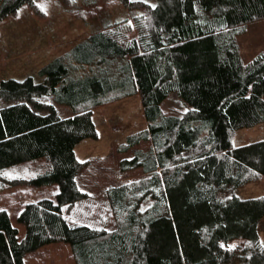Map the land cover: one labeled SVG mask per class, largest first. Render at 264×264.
<instances>
[{
  "label": "trees",
  "instance_id": "16d2710c",
  "mask_svg": "<svg viewBox=\"0 0 264 264\" xmlns=\"http://www.w3.org/2000/svg\"><path fill=\"white\" fill-rule=\"evenodd\" d=\"M112 3L134 14L35 76L0 80V191L57 187L53 199L22 204L21 237L0 209V264H25L55 243L68 245L74 264H226L236 251L241 264H264V196L234 195L264 178V140L232 144L237 131L264 123V52L244 64L237 45L245 26L264 20V0ZM23 6L44 13L41 0H0V22ZM172 95L182 113L162 109ZM46 96L72 116L58 117ZM133 96L146 128L116 145L132 151L117 171L144 177L89 196L75 182L85 165L75 146L97 139L94 109ZM141 142L149 147L135 149Z\"/></svg>",
  "mask_w": 264,
  "mask_h": 264
},
{
  "label": "rangeland",
  "instance_id": "374dc122",
  "mask_svg": "<svg viewBox=\"0 0 264 264\" xmlns=\"http://www.w3.org/2000/svg\"><path fill=\"white\" fill-rule=\"evenodd\" d=\"M41 1L44 4L43 15L23 6L16 14L0 22V80H21L34 76L36 68L54 56V48L58 49L62 41L71 45V42L82 39L97 26L115 23L134 14V10L112 3L116 0H69V3L62 0ZM140 1L154 5V0ZM69 9L77 10L79 14L76 15ZM237 45L245 62L254 54L264 52V20L245 26L244 33L237 38ZM170 99L162 105V109L175 114L182 112L183 107L179 101L174 97ZM42 101L49 105L47 98H42ZM92 115L99 138L97 136L98 140L95 141L84 140L78 146L77 159L85 162V165L76 175L79 183L80 179L81 183H87L86 191L92 193L89 196L98 195L108 187H116L144 177L137 170L124 173L118 172L116 167L117 160L122 157L117 155L116 145L127 135L144 127L139 98L133 96L101 106ZM261 140H264V123L237 131L232 144L234 147H241ZM146 145L140 144L134 148L144 150ZM56 192L57 187L54 184L7 188L0 191V209L6 210L11 225L18 230L21 237L23 227L16 221V214L22 204L53 199ZM234 195L242 199L264 196V178L236 189ZM258 236L260 244L264 246V217L258 224ZM237 245L238 243L231 242L228 246L236 249ZM24 260L25 264H74L68 245L60 243L43 246L27 254ZM241 260L242 254L236 251L226 264H241Z\"/></svg>",
  "mask_w": 264,
  "mask_h": 264
},
{
  "label": "crops",
  "instance_id": "0c3cea01",
  "mask_svg": "<svg viewBox=\"0 0 264 264\" xmlns=\"http://www.w3.org/2000/svg\"><path fill=\"white\" fill-rule=\"evenodd\" d=\"M101 27V26H100ZM100 27L99 26H97L96 28H98L97 30H93L92 32H90L89 34H87L85 37H83L82 39H80V40H78V41H74V42H71V43H73V44H69V43H67V42H65V41H62L61 43H60V47L58 48V49H55L54 48V56H51V58H49L48 60H46L45 62H43L39 67H37L36 68V71H35V74H36V72L42 67V66H44L45 64H47L48 62H50L53 58H55V57H60V56H63V55H66L71 49H72V47L74 46V45H76L78 42H80V41H82L83 39H85V38H87L89 35H91V34H93L94 32H96V31H98L99 29H100ZM67 45V46H66ZM239 51H240V49H239ZM259 53V52H258ZM257 53V54H258ZM257 54H254L251 58H249V60L247 61V62H245V61H243L244 59L242 58V56H241V58H242V62L244 63V64H247V63H249L250 61H251V59L255 56V55H257ZM40 60V59H39ZM42 60V59H41ZM35 76V75H34ZM38 81H40V79L38 78L37 79ZM135 97H137V96H135ZM171 97H174V98H176L174 95H172V96H170L164 103H166L167 101H170L171 99ZM44 98H47L48 100H49V105L50 106H52L53 108H54V110H55V112H56V115L58 116V117H60V118H62V119H66V118H70L71 116H72V113H71V111H70V109L68 108V107H66V106H63V105H59V104H57V103H55L54 102V100H53V97L52 96H46V97H44ZM130 98H132V97H130ZM129 99V98H128ZM176 100H177V98H176ZM178 101V100H177ZM164 103L162 104V105H164ZM99 109V108H98ZM98 109H96V110H98ZM96 110H93L92 111V114L94 113V111H96ZM183 112V111H182ZM182 112H180V113H182ZM37 113H40V112H37ZM61 113H63V115H61ZM140 114H141V118H142V120H143V123H144V127L141 129V130H144L145 128H146V123H145V121H144V119H143V115H142V109H141V105H140ZM92 119H93V115H92ZM93 122H94V120H93ZM95 124V123H94ZM96 131H97V129H96ZM97 135H98V133H97ZM98 138H99V135H98ZM96 140H98V139H96ZM93 141H95V140H93ZM82 142H80L78 145H76L75 146V149H74V152H75V155H76V157L78 158V146L81 144ZM140 144H147L146 145V147H145V149L144 150H146L148 147H149V143L148 142H141ZM140 144H138L137 146H139ZM140 150H143V149H140ZM117 155L118 156H122V157H120L121 159H130L131 158V156H132V152H126V153H117ZM79 159V158H78ZM87 159H91V158H89V157H87ZM121 159H118L117 160V163H118V161L119 160H121ZM116 167H117V164H116ZM137 171H139L140 172V170L139 169H136ZM136 170H134V171H136ZM133 171V170H132ZM127 172H130V171H127ZM125 173V172H124ZM141 173V172H140ZM142 174V173H141ZM75 182H76V185H77V187H78V189L81 191V192H83V193H85V194H87V195H92V193H88L86 190H87V187H85L86 186V184L87 183H81V179H80V183H79V179H78V176H76L75 177ZM95 187V186H94ZM94 194V193H93Z\"/></svg>",
  "mask_w": 264,
  "mask_h": 264
}]
</instances>
